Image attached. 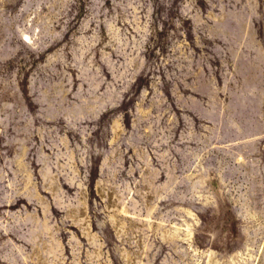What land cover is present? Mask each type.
Returning a JSON list of instances; mask_svg holds the SVG:
<instances>
[{"label": "rangeland", "instance_id": "374dc122", "mask_svg": "<svg viewBox=\"0 0 264 264\" xmlns=\"http://www.w3.org/2000/svg\"><path fill=\"white\" fill-rule=\"evenodd\" d=\"M0 264H264V0H0Z\"/></svg>", "mask_w": 264, "mask_h": 264}]
</instances>
